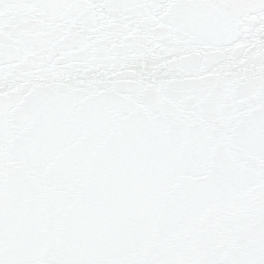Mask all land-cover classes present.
Returning <instances> with one entry per match:
<instances>
[{
    "label": "snow or ice",
    "instance_id": "1",
    "mask_svg": "<svg viewBox=\"0 0 264 264\" xmlns=\"http://www.w3.org/2000/svg\"><path fill=\"white\" fill-rule=\"evenodd\" d=\"M0 264H264V0H0Z\"/></svg>",
    "mask_w": 264,
    "mask_h": 264
}]
</instances>
